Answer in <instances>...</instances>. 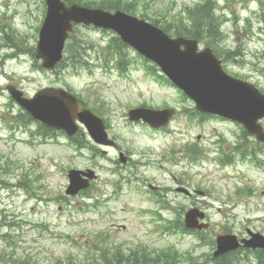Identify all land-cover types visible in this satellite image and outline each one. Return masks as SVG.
<instances>
[{"label":"rangeland","instance_id":"obj_1","mask_svg":"<svg viewBox=\"0 0 264 264\" xmlns=\"http://www.w3.org/2000/svg\"><path fill=\"white\" fill-rule=\"evenodd\" d=\"M129 1L135 3L137 16L145 13L151 22L166 25V19L172 23L180 13L186 17V5L204 0ZM226 1L217 0L222 9L216 15L231 18L233 11L223 10ZM232 4L241 15L240 23L221 25L219 20L218 30L235 28L238 36L250 41L245 54L231 57L225 65L264 88V0ZM46 10L45 0H0V253L12 255L8 263L13 257L31 255L42 264L66 262L70 256L77 263L108 264L101 247L114 244L127 253L137 247L158 251L174 246L185 253L182 264H211L220 234L245 237L248 229L264 233V168L257 167L252 155L242 160L240 152H232L241 128L213 115L198 116L194 102L150 72L132 47L124 50L130 63L122 74L116 68L120 58L110 49L117 36L112 30L77 26L60 65L53 71L44 69L35 51ZM206 41L211 44L208 37ZM74 45L81 46L83 65L74 66L69 59L71 52L77 53ZM8 84L27 97L47 86L73 89L105 119L119 146L96 144L85 128L84 137L56 131L54 140H44L38 134L41 123L25 115ZM140 105L173 106L179 112L158 130L128 118L129 109ZM248 145L256 146L253 139ZM120 152L127 162L120 159ZM226 152L233 153L234 164L221 165L219 159ZM260 159L264 161V152ZM71 168H94L98 173L86 193H66ZM177 185L193 194L176 191ZM154 193L166 208L151 197ZM191 207L207 213L208 230L185 232L175 225V230H165L173 221L182 223ZM226 262L258 264L255 254L245 250Z\"/></svg>","mask_w":264,"mask_h":264},{"label":"water","instance_id":"obj_2","mask_svg":"<svg viewBox=\"0 0 264 264\" xmlns=\"http://www.w3.org/2000/svg\"><path fill=\"white\" fill-rule=\"evenodd\" d=\"M47 3V15L37 48V57L44 59L45 68L53 69L62 59L65 42L74 22L113 28L124 41L158 62L164 71L195 99L199 110L240 121L250 132L264 140L262 127L257 123L264 117V94L253 84L225 73L221 61L209 50L197 52V41L183 37L171 38L159 27L120 10L112 13L79 4L67 6L62 0H47ZM183 45L185 49L181 48ZM8 88L37 119L58 129H64L72 135L79 129L76 122L79 117L98 142L114 143L109 139L103 120L89 109L80 111L79 100L70 91L61 87H47L33 98H25L22 91L16 87L9 85ZM175 113L174 108L140 107L130 110L129 116L132 120L143 119L152 126L160 127L166 125ZM121 159L127 160L123 154ZM82 174L91 179L95 177L93 170H71V184L67 193L76 194L89 186V179H84ZM204 217L205 213L199 208L190 209L185 216L186 227L208 228V224L199 222ZM249 234V238L241 240L236 234L219 236L215 255L236 250L241 246L264 249V234L251 230Z\"/></svg>","mask_w":264,"mask_h":264},{"label":"trees","instance_id":"obj_3","mask_svg":"<svg viewBox=\"0 0 264 264\" xmlns=\"http://www.w3.org/2000/svg\"><path fill=\"white\" fill-rule=\"evenodd\" d=\"M67 1L70 3L79 2L85 5H89V6L98 5L106 9H124L129 12L136 11V5H134L135 3L129 0H101L100 2H97L96 0H67ZM212 6H213V3L211 1H207L206 3L201 5V9H200L201 12L200 11L199 12L202 15L200 14L199 16L197 15L195 17V20H197L195 24V27L197 28L196 30H192L191 32H188V26L186 24L170 23L168 21H166L167 24L164 25L163 27L167 31L175 30V32L178 34L180 33V34H187L190 36L191 35L196 36L199 33L203 24L205 23V22L201 23V21H198V20L205 18V19H208V21L212 23L213 17L211 15H208V13H211ZM143 16L145 15L143 14ZM205 27L206 26H203L202 28H205ZM118 43L121 45L120 42ZM122 47H125V46L122 44ZM120 55H121L120 68L124 69L125 68L124 63L126 61V58L124 57L125 54L121 50H120ZM79 58L80 57L78 56V54H75V55L72 54V59L75 63H80ZM180 226H181V223L178 220L175 227L180 228ZM257 253H258L257 255L258 259L263 264L264 251L259 250V252ZM69 258L67 262L64 264H83L81 262L77 263L76 261L72 260L71 259L72 257H69ZM108 259H109L108 262L110 264H176L179 261V252L173 248H169L168 250H163L159 252H153V251L147 252L143 250H137V251L134 250L128 255H126L120 249L118 253L113 254V256ZM12 264H42V263H40L39 260L36 259V257L26 255V257L24 258L13 259ZM55 264H63V263L62 261L61 262L57 261ZM215 264H230V263L226 262V259L224 261L222 258L218 260V262H216Z\"/></svg>","mask_w":264,"mask_h":264},{"label":"flooded vegetation","instance_id":"obj_4","mask_svg":"<svg viewBox=\"0 0 264 264\" xmlns=\"http://www.w3.org/2000/svg\"><path fill=\"white\" fill-rule=\"evenodd\" d=\"M221 46L215 47L220 53H222L225 57L228 56H234V57H240L241 55L245 54L247 52V48L245 46H241V43L239 40L227 38L225 42L220 44ZM256 149L260 151L263 147V143H261L259 140L254 138ZM242 145V143L240 144Z\"/></svg>","mask_w":264,"mask_h":264}]
</instances>
